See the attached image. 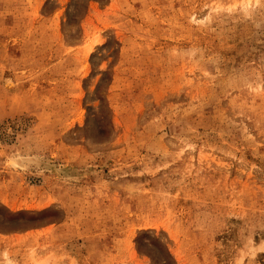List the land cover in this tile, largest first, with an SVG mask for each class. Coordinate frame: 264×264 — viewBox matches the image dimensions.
I'll list each match as a JSON object with an SVG mask.
<instances>
[{"label":"rangeland","instance_id":"rangeland-1","mask_svg":"<svg viewBox=\"0 0 264 264\" xmlns=\"http://www.w3.org/2000/svg\"><path fill=\"white\" fill-rule=\"evenodd\" d=\"M0 264H264V0H0Z\"/></svg>","mask_w":264,"mask_h":264}]
</instances>
